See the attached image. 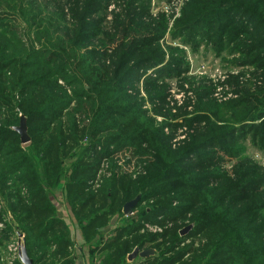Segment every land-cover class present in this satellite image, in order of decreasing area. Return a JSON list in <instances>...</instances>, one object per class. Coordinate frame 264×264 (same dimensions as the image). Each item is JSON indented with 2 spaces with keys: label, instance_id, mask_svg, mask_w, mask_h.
I'll return each instance as SVG.
<instances>
[{
  "label": "trees",
  "instance_id": "16d2710c",
  "mask_svg": "<svg viewBox=\"0 0 264 264\" xmlns=\"http://www.w3.org/2000/svg\"><path fill=\"white\" fill-rule=\"evenodd\" d=\"M151 6L152 0H0V192L13 214L2 239L24 234L34 264H76L71 229L52 200L63 180L91 262L101 251L102 264H134L127 257L136 246L155 247L168 234L142 233L145 221L190 216L188 235H180L185 225L176 226L167 256L146 264H264V173L242 158L248 138L264 148V80L222 103L204 87L194 114L169 121L178 114L164 111V72L157 67L174 63L160 44L169 22L152 18ZM217 28L210 41L228 35L264 74V0H189L169 34L200 44ZM151 68L156 76L145 74ZM140 79L152 114L139 96ZM77 114L89 121L81 131ZM21 115L28 132L50 136L24 146L14 129ZM184 123L198 126L178 141L166 133ZM118 152L137 156L143 174L124 184L111 164V176L87 193L101 161ZM224 157L237 161L232 176L222 170ZM138 194L137 212L124 214L104 241L117 202L121 210ZM204 233L205 244L180 246Z\"/></svg>",
  "mask_w": 264,
  "mask_h": 264
},
{
  "label": "rangeland",
  "instance_id": "374dc122",
  "mask_svg": "<svg viewBox=\"0 0 264 264\" xmlns=\"http://www.w3.org/2000/svg\"><path fill=\"white\" fill-rule=\"evenodd\" d=\"M188 1L189 0H152L150 13L152 18L157 19L158 21L162 17H166L169 22L168 31L170 32L175 20L180 17L181 11ZM114 13L115 12L109 11L108 21L114 20ZM169 32L166 33L164 39L160 40V44L166 52V56L171 54V59L173 58L174 63L169 64V67H165V63L157 66L162 70V72H164V81L159 82L165 86L167 95L166 103L164 104V111L171 110L173 114H178L177 118L169 119V121L183 123L186 118H189L192 114H194L195 104L198 100V92L204 87H209L210 89L214 88L211 97L215 98L219 103H222L235 99L237 100L242 96L244 91H247L248 89L253 91L263 84V70L250 64L248 61H244L246 58L245 55L239 51L238 47L229 43L228 35H226L225 41L218 42L217 44L210 41L212 37L219 33L218 28L216 31H212L214 33L209 38L204 35V39H202L203 37H200L199 35L198 38L200 39L198 40L202 39L200 44L199 42L197 44L194 42H191V44H183L180 39H171ZM246 43L250 44L249 41ZM156 72L157 71L154 70V68H151L148 69L145 74L156 76ZM177 72H181V74L176 76ZM136 86L140 89V98H144L146 101L145 107L149 109L152 114L154 112V103L149 98V94L144 86V80L140 79V81L136 82ZM130 93L135 92L130 91ZM174 106L176 107L172 109ZM19 108L17 106L16 111H18V113H22ZM76 118L80 126V131L83 127L88 126L89 121H87L84 116L77 114ZM163 119V116H157V120L159 122ZM197 126L198 124H194L192 127ZM192 127H189L186 123H184L183 125L176 126L173 129L167 128L166 133L170 136L172 135L174 139L178 141L188 136V133H192ZM50 134L51 132L38 134V132L36 133L34 130L29 132V135L30 137H33V140L46 139L50 136ZM84 136L85 138L83 142L85 144L90 138L87 135ZM250 139L251 138H248L245 141L246 149L242 158L248 157L251 162L250 166L259 167L262 173H264V148L254 146L252 144V140ZM28 143L23 145L26 146ZM224 160L226 161V164L222 167V170L226 172L227 175L232 176L233 168L237 161L235 160L234 163V160L229 161L230 157H224ZM111 164H117L116 170L121 169V172L119 171L121 174L119 175H124L126 177L124 184L131 179V177L132 179H135L139 174L142 175L144 171V164L141 165L140 162H138L137 156L133 157L123 152L115 153L109 159H103L101 161L99 171L96 173V176L94 177L95 179L92 180L91 188L87 193L91 191L95 192L99 185H101L107 177L109 178L111 176ZM108 173H110V175ZM64 184L63 180L60 186L56 189L52 200L57 206H60L62 209L61 214L66 217V210H69L70 206L65 198ZM118 203L119 202L116 204V213H118H115V215L111 218L107 230H110L111 227L122 223L123 219L126 217L123 213V206L121 207V210L118 209ZM145 206H147L146 201L140 205L139 209ZM136 212L137 211H135L134 214ZM0 214L4 221L3 225L0 226V264H13L16 260H19L17 248L15 249V247L18 246V234L21 233L19 231L17 234L12 235L10 239L4 240L3 242L2 238L6 230L5 224L10 222L9 220H12L11 217H13V214L9 210L6 198L1 192ZM161 219L162 216H159L158 220ZM192 223L194 222H190V216L181 218L177 222L164 221L162 223V221H157L154 223L145 221L141 232H153L152 228L155 226L154 224H156V228L161 229V231L157 230L156 234H162L163 232L168 231L167 237L159 238L155 242V247H153L157 250V256L165 257L167 256L165 252H167V250H169V248L177 242L175 241L173 235V230L176 226L185 225L184 227H186ZM205 235L206 234L204 233L192 237H185L183 238L184 240L181 241L182 243H180V246H187L192 242L195 246L205 244L207 242ZM95 255L101 263L102 260L99 254ZM140 263H143L141 259L136 261V264Z\"/></svg>",
  "mask_w": 264,
  "mask_h": 264
},
{
  "label": "water",
  "instance_id": "95a60500",
  "mask_svg": "<svg viewBox=\"0 0 264 264\" xmlns=\"http://www.w3.org/2000/svg\"><path fill=\"white\" fill-rule=\"evenodd\" d=\"M14 129L20 134L21 142L23 144L28 143L31 137L28 132L27 119L25 116L21 115L20 122ZM141 194H138L134 199L126 202L123 206V213L125 215H130L134 213V210L138 207L141 201ZM194 228V223L184 227L180 230V235H187ZM157 253L154 248L141 249L136 246L131 253L128 254V260L133 261L138 256L146 258ZM19 260L22 264H34V260L30 257L27 249L25 236L19 235Z\"/></svg>",
  "mask_w": 264,
  "mask_h": 264
},
{
  "label": "crops",
  "instance_id": "0c3cea01",
  "mask_svg": "<svg viewBox=\"0 0 264 264\" xmlns=\"http://www.w3.org/2000/svg\"><path fill=\"white\" fill-rule=\"evenodd\" d=\"M57 209H58L60 217L63 218L67 222V224L69 225V227L71 229L72 237L74 240V246H73L72 250L76 255V257H75L76 258V264H94L95 261L98 260V258L95 255L93 258V262L90 261V254H89L90 248L85 244V239H84L81 227L77 223L73 213L71 212V209L69 208V210L68 209L66 210V217L61 214L62 209L60 208V206H57ZM134 212H135V210H134ZM112 228H114V227H111L110 229H112ZM108 231L109 230H107L105 235H104V237H105L104 241H106V239L111 235L110 233H108ZM149 248H153V247H149ZM96 254H99V256L102 260V256L104 255V253L101 251H98ZM154 256H156V254L151 255L149 257H146V258L138 256L133 261L128 260V262L136 264V261L141 259V261H143V263H140V264H146L147 263L146 259H150ZM127 259H128V257H127Z\"/></svg>",
  "mask_w": 264,
  "mask_h": 264
},
{
  "label": "built area",
  "instance_id": "2783aa9c",
  "mask_svg": "<svg viewBox=\"0 0 264 264\" xmlns=\"http://www.w3.org/2000/svg\"><path fill=\"white\" fill-rule=\"evenodd\" d=\"M110 175V173H108ZM99 185V184H98ZM155 226L152 228L153 232L156 233L157 230L161 231L160 228H156V224H154ZM0 226H2V224H0ZM22 234V233H21ZM19 235L18 234V246L15 247V249L17 248V252H18V258H19ZM24 236V234H22ZM94 264H101L98 260L95 261Z\"/></svg>",
  "mask_w": 264,
  "mask_h": 264
}]
</instances>
